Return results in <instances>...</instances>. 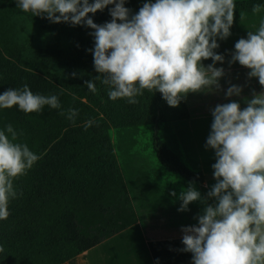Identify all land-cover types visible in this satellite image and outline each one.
Segmentation results:
<instances>
[{
  "label": "trees",
  "instance_id": "trees-1",
  "mask_svg": "<svg viewBox=\"0 0 264 264\" xmlns=\"http://www.w3.org/2000/svg\"><path fill=\"white\" fill-rule=\"evenodd\" d=\"M235 5L236 13L254 4ZM112 7L89 16L103 25L111 21ZM125 7L132 14L141 8L136 0H126ZM238 21L239 15L233 23ZM30 24L35 30H28ZM92 32L25 13L17 0H0V94L27 84L34 94L56 95L61 104L33 113L18 106L0 109V130L11 124L22 133L17 142L40 157L13 181L17 196L9 200L8 218L0 220V264H64L137 223L129 173L134 149L148 145L135 138L139 134L153 133L151 145L162 167L189 181L205 178L182 160L173 129V122L190 118L185 101L170 107L161 93L146 89L136 104L110 99V87L94 79L100 74ZM36 37L43 42L33 43ZM90 80L95 93L85 85ZM70 108L78 110L75 123L67 119ZM88 120L94 123L85 130ZM148 246L155 264H192L182 239L152 240Z\"/></svg>",
  "mask_w": 264,
  "mask_h": 264
},
{
  "label": "clouds",
  "instance_id": "clouds-1",
  "mask_svg": "<svg viewBox=\"0 0 264 264\" xmlns=\"http://www.w3.org/2000/svg\"><path fill=\"white\" fill-rule=\"evenodd\" d=\"M126 0H17L25 13L46 18L52 23L83 25L93 30L95 46L91 50L94 79L110 87L113 101L135 97L143 90L162 94L170 107H178L189 93L220 89L224 76V57L214 50L217 38L227 39L234 22V0H147L132 14ZM109 5L111 21L97 25L89 14L102 12ZM261 5L253 6L259 13ZM211 59L205 67L202 61ZM249 69V79L257 78L264 87V20L247 39L235 43L231 63ZM75 77L76 73L72 74ZM87 88L95 93L93 80ZM243 89L230 86L226 96L239 97ZM45 105L61 108L56 95L34 94L27 84L9 88L0 94V109L15 106L25 112H39ZM60 115H65L60 112ZM78 110H67V119L75 123ZM213 122L206 146L215 151L212 165L215 184L203 198L193 183L179 196L178 211L203 202V214L197 225L183 227V251L191 253L192 264H264V92L246 100V107L231 101L212 110ZM85 123V130L93 125ZM18 133L11 124L0 130V220L10 215L9 200L17 196L13 181L26 174L40 157L25 143L17 142ZM175 196L176 193L172 192ZM212 199L214 204H208ZM3 248L0 247V252Z\"/></svg>",
  "mask_w": 264,
  "mask_h": 264
},
{
  "label": "crops",
  "instance_id": "crops-1",
  "mask_svg": "<svg viewBox=\"0 0 264 264\" xmlns=\"http://www.w3.org/2000/svg\"><path fill=\"white\" fill-rule=\"evenodd\" d=\"M261 20H264V6H261L259 13H253L252 9L244 11L239 15V21L233 23L230 29L231 35L224 40L217 38L219 47L214 51L224 57V62H217L215 66L225 71L224 76L219 80L220 89L209 88L204 92L189 93L183 100L190 111V118L173 122L182 160L193 170L202 172L205 178L202 181H189L179 173L159 165L158 160L153 156L155 153H147L142 158V154L138 155L135 150L140 146L139 144L132 154L134 160L129 173V176L134 174L131 177L134 188L129 187V190L138 222L64 264H155L149 250V241L182 239L183 227L198 224L196 218L203 214L206 205L201 201L193 202L188 206V211L181 212L178 211L182 203L179 196L190 183H193L201 196L207 198V193L216 182L212 168L216 162L215 151L206 146L213 122L212 110L217 105L231 101L239 102L243 109L246 107V100L252 97L253 92L256 94L264 92V87H261L257 78L249 79V69L241 66L239 62L231 63L235 43L241 38L247 39L248 32L256 31ZM202 64L207 67L213 64V61L204 60ZM233 85L243 89L239 97L226 96L227 89ZM135 138L144 141L141 134ZM151 138L152 136L148 138V142H151ZM172 192L176 195H171ZM139 196L147 200L146 203L141 204L142 206L151 207V219L156 220L160 216L164 219V225L156 224L151 235L148 234L138 215L135 197ZM207 203L214 204L215 201L208 199Z\"/></svg>",
  "mask_w": 264,
  "mask_h": 264
},
{
  "label": "rangeland",
  "instance_id": "rangeland-1",
  "mask_svg": "<svg viewBox=\"0 0 264 264\" xmlns=\"http://www.w3.org/2000/svg\"><path fill=\"white\" fill-rule=\"evenodd\" d=\"M138 3H139V5H140V7H142L143 6V4L145 3V2H147V0H136ZM151 2H155V0H151ZM234 2L236 3V4H238V5H241L242 3H245V4H247L248 6L250 5H257V4H259V5H261V6H264V0H234ZM253 5V6H254ZM235 11H236V9H235ZM242 12H244V11H242V10H240L239 12H236L235 14H234V20L236 19V17H237V15H240ZM239 13V14H238ZM34 24H30L29 26H28V30L29 31H33V30H35L34 28ZM27 33H28V31H27ZM43 38H40V37H36L34 40H33V43H37V44H39V41L40 42H43V40H42ZM49 42H51V46L52 47H59V42L57 41V40H51V41H49ZM32 43V44H33ZM62 44V43H61ZM54 70L56 71V70H59V68H54ZM85 101V100H84ZM104 132V131H103ZM142 135V139H144V141L143 142H145V141H149L148 140V138H150V136H152L153 135V133L151 132V131H147V133L146 134H141ZM112 144H113V146H114V148L116 149V146H117V140H116V137H115V135H114V131H112ZM139 146V145H138ZM136 151H137V154L138 155H140V154H142V158L144 157V156H146L147 155V153H151V154H153V153H155V151H154V149H153V146L151 145V142H148V145H147V147H145V146H143V145H140L139 147H137L136 149H135ZM150 151V152H149ZM153 156H154V154H153ZM158 164H159V162H158ZM160 165V164H159ZM134 196H135V193H134ZM147 202V200H144L143 199V197L142 196H139V197H135V205H136V208H137V211H138V215H139V217H140V220H141V222H142V224H144V226H145V228H146V230H147V232H148V234L149 235H151L152 234V232H153V230L155 229V225L156 224H163V221H164V219H162V217L160 216V217H158L156 220H154V219H151L150 218V211H151V207L149 206H142L141 204L142 203H146ZM164 225V224H163Z\"/></svg>",
  "mask_w": 264,
  "mask_h": 264
}]
</instances>
